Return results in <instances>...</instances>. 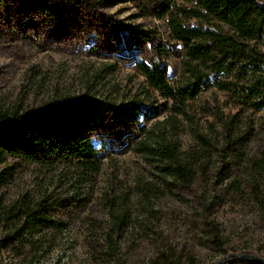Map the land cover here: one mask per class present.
<instances>
[{
	"label": "rangeland",
	"instance_id": "1",
	"mask_svg": "<svg viewBox=\"0 0 264 264\" xmlns=\"http://www.w3.org/2000/svg\"><path fill=\"white\" fill-rule=\"evenodd\" d=\"M141 3L0 0V109L30 112L60 99L82 119L77 103L86 98L105 116L100 128L90 126L103 147L97 175L72 166L21 168L0 190L6 202L26 193L61 202L50 218L62 228L44 233L40 251L25 258L2 251L4 259L149 264L170 247L194 264H216L223 256L211 243L209 225L218 228L230 254L264 258L261 207L226 192L242 160H264V110L241 106L209 82L182 106L152 91L137 62L158 63L176 90L188 75L178 45L160 20L140 11ZM159 144L200 160L194 183L165 189L156 157L141 150Z\"/></svg>",
	"mask_w": 264,
	"mask_h": 264
},
{
	"label": "trees",
	"instance_id": "2",
	"mask_svg": "<svg viewBox=\"0 0 264 264\" xmlns=\"http://www.w3.org/2000/svg\"><path fill=\"white\" fill-rule=\"evenodd\" d=\"M140 1V11L160 20L169 38L178 45L180 65L188 75L176 90L158 63L137 62L138 73L152 91L182 106L199 85L209 82L241 106L255 112L264 110V0ZM37 9L42 10L41 6ZM132 38L136 42L140 39L134 34ZM157 51V56H162ZM77 106L82 119L75 116L71 103L60 99L30 112L0 109V190L10 185L21 168L50 171L72 166L82 174L99 173L103 147L93 137L90 126L100 128L105 116L96 101L84 98ZM142 146V151L156 157L167 191L195 182V167L200 160L181 158L173 144ZM242 162L245 166L241 174L230 179L226 192L231 191L236 199L254 202L264 213V160ZM60 206L61 202L47 195L33 199L26 193L11 202L0 196V262L14 264L3 258L2 251L20 258L39 252L44 233L62 228L50 218V213ZM121 224L118 219L116 229ZM207 227L217 252L223 257L230 254L223 248L218 228ZM28 264H36L35 258L31 257ZM149 264L194 263L169 247L159 251ZM223 264L257 263L232 258Z\"/></svg>",
	"mask_w": 264,
	"mask_h": 264
},
{
	"label": "water",
	"instance_id": "3",
	"mask_svg": "<svg viewBox=\"0 0 264 264\" xmlns=\"http://www.w3.org/2000/svg\"><path fill=\"white\" fill-rule=\"evenodd\" d=\"M232 258H234L236 260H239V261L253 262V263H257V264H264V258L256 256V255H250V254H228V255L224 256L216 264H223L227 260L232 259ZM0 264H4V263L0 262Z\"/></svg>",
	"mask_w": 264,
	"mask_h": 264
}]
</instances>
